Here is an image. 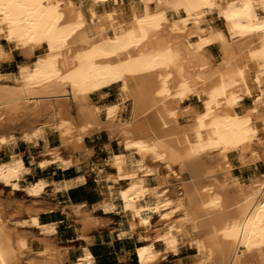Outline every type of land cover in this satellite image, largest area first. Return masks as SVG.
<instances>
[{
    "label": "bare ground",
    "instance_id": "obj_1",
    "mask_svg": "<svg viewBox=\"0 0 264 264\" xmlns=\"http://www.w3.org/2000/svg\"><path fill=\"white\" fill-rule=\"evenodd\" d=\"M111 2L118 8L98 11ZM212 15L223 27L208 23ZM0 39V60L13 49L29 59L13 76L0 77V147L43 142L54 161L69 165L59 147L47 146L50 134L72 154L88 155L84 138L106 131L128 152L110 158L114 180L127 182L115 198L121 210L143 222L159 212L161 228L136 249L140 264L176 254L182 244L195 248L194 264H264V173L243 182L231 172L251 141L264 156V0H0ZM116 85L117 103L90 102L91 94ZM191 96L196 104L182 106ZM43 115L52 122L36 126ZM212 156L217 165L206 167ZM155 165L168 177L164 185L180 182L182 196L147 184L149 175L160 178ZM24 171L20 157L0 162V181L16 189ZM43 187L38 182L24 190L37 195ZM4 205L0 198V264L61 263L53 244L31 251L27 235L3 217ZM75 212L98 223L80 206ZM30 219L43 232L55 230ZM92 260L86 251L70 264Z\"/></svg>",
    "mask_w": 264,
    "mask_h": 264
},
{
    "label": "crops",
    "instance_id": "obj_2",
    "mask_svg": "<svg viewBox=\"0 0 264 264\" xmlns=\"http://www.w3.org/2000/svg\"><path fill=\"white\" fill-rule=\"evenodd\" d=\"M25 62H27L25 56L13 49L11 58L0 61V73L4 76L14 75L19 65ZM110 89L107 87L91 94V101L99 106L117 103L120 98L114 92H110ZM56 143L57 139L50 134L47 146L56 147ZM83 143L90 149L88 155L81 152L74 154L62 152L63 158L71 160L69 165L51 160L44 151L43 142L33 145L17 140L11 147H0V162L9 160L12 155L21 156L25 170L17 179L19 188L0 187L1 198L5 201L2 215L9 218L6 219L11 226L16 224V231L27 235L33 251L43 248L45 243L53 244L62 251L64 258L58 264L73 263L82 258L86 251L93 259L91 264H140L136 249L148 244L161 228L158 225L159 217L153 212L149 222H143L142 218L127 215L121 210L117 191L126 184V180L120 179L121 177L114 180L117 169L110 164L112 155L128 153L119 139H111L106 131H100L86 136ZM43 160L48 162L40 165ZM236 162L233 160V173L242 179V174L246 170H241L235 165ZM151 163L153 164L148 160L147 164ZM253 165H250V169L258 170L262 167L259 161ZM236 170H239L240 174H237ZM164 179L168 178L165 176ZM38 182L44 183L39 194L29 195L25 192L24 187ZM147 184H156L152 175L147 177ZM173 184L171 182L165 184L168 191H171L168 187ZM106 204H112L114 209L104 210L103 206ZM77 206H80L87 217L97 219L98 223L82 220V216L75 212ZM25 208L31 210V213H27ZM34 216L40 225L53 224L55 230L46 233L33 226L30 217ZM130 220L135 223L134 229L130 227ZM146 236L149 238L144 239ZM188 245L182 244L176 254L172 252L161 254L158 260L151 264H192L194 254L190 250L194 247ZM154 248L162 251L164 244L156 241Z\"/></svg>",
    "mask_w": 264,
    "mask_h": 264
},
{
    "label": "rangeland",
    "instance_id": "obj_3",
    "mask_svg": "<svg viewBox=\"0 0 264 264\" xmlns=\"http://www.w3.org/2000/svg\"><path fill=\"white\" fill-rule=\"evenodd\" d=\"M122 1V3L124 4V5H129V2H130V0H121ZM109 4V5H108ZM107 5H106V7H99L98 8V11L99 12H103L104 10H108V11H110V9L111 10H113L114 8H118V4H114L113 2H111V3H108ZM211 20V21H210ZM208 23L210 24V25H212V26H216V27H223V23L218 19V18H216L215 16H209L208 17ZM0 42H4V41H2L1 39H0ZM44 52V48H42V49H38V50H36L35 51V57L36 56H38L39 54H42ZM212 53H213V58L214 59H216V61H218L219 59H220V51H219V48H218V45H212ZM12 54V53H11ZM11 54L8 56V57H6V59H3V60H7V59H9V58H11ZM33 59V58H32ZM0 61H2V60H0ZM26 61H28L27 59H26ZM24 63H22V64H20L19 65V67H18V69H17V72L20 70V67L23 65ZM16 72V73H17ZM11 76V75H10ZM13 76V75H12ZM0 77H6V76H4V75H2L1 73H0ZM111 89H110V92H114L116 95H117V97H120V95H119V93H120V88H119V86L118 85H116V86H112V87H110ZM255 94V93H254ZM93 96V95H92ZM252 99H253V97L251 96V97H246L245 98V100H244V104L245 105H247V106H249L251 103H252ZM89 100H90V102L91 103H93L92 101H91V97L89 98ZM196 102H197V99L194 97V96H191V97H189L188 99H186L184 102H183V104H182V106H188V105H190V104H196ZM198 104V103H197ZM130 107H131V101H127L126 102V107H125V111H124V113H123V117L124 118H126L127 119V117H128V114L129 113H127V112H129L130 110ZM47 116H48V114H47ZM46 115L44 116H39V122H37L36 124V126H38V125H41L40 123L41 122H45L46 124H48V122L49 123H51L52 121H50V115H49V117H47ZM186 120H187V118L186 117H183V118H181L180 119V121L183 123V122H186ZM42 123V124H43ZM52 137L53 138H56L57 139V146L56 147H59V150H58V153H59V155L63 158V156L61 155L62 154V152H68V153H70V154H72L68 149H65V148H63V147H60V144H59V139H58V134L56 133V132H54V133H52ZM5 147V146H4ZM9 147H11V146H9ZM52 148H54V147H52ZM249 148L251 149V151H247V153L246 154H244V155H239V157H236V159H234V160H236L237 162H236V164L235 165H237V166H239V168L241 169V170H246V172L245 173H243L242 175H243V178L241 179V181H243V182H250V180H256V179H258V178H261V175L264 173V156H263V147L256 141V140H254V141H251L250 142V144H249ZM44 151H45V149H44ZM252 151H253V153L255 154H253L252 153ZM47 154H48V152L47 151H45ZM250 152V153H249ZM252 154H253V156H252ZM49 156H50V158L51 157H53V155H51L50 153L48 154ZM255 156V157H254ZM13 157H20L21 158V156H14V155H12L11 156V158L10 159H12ZM214 156H212V158L211 157H208V158H206V163H205V165H207L206 167H209V166H215V165H217L216 164V157H214ZM245 159H244V158ZM251 159H250V158ZM210 158V159H209ZM240 158V159H239ZM241 158H243V160H245V161H241ZM65 159V158H64ZM254 159V160H253ZM261 159V160H260ZM51 160H53L52 158H51ZM210 160V161H209ZM248 160V161H247ZM249 160H251V161H249ZM44 161L45 160H43V161H41L40 162V165H41V163H44ZM47 161V160H46ZM259 161V164L260 165H262V167L261 168H259L258 170H253V169H250V165H253V164H255L256 162H258ZM3 162V161H2ZM48 162V161H47ZM46 162V163H47ZM211 164H210V163ZM248 162V163H247ZM46 163H44V164H46ZM245 165V163H246V165L244 166L243 164ZM62 164V163H61ZM214 164V165H213ZM64 165H67V164H64ZM209 165V166H208ZM254 166V165H253ZM155 167H158V171H159V174H160V178L159 179H157L156 180V184H154L155 186H159L161 189L162 188H165L166 186L164 185V181L163 180H165L164 179V177L165 176H167L166 175V173H165V171H164V169L162 168V167H160V166H158V165H155ZM233 167H234V163H233V161H232V163H231V172H233ZM157 169V168H156ZM164 173V174H163ZM236 173L237 174H240V172H239V170H236ZM163 174V175H162ZM168 178V177H167ZM120 179H123L122 177L120 178ZM161 181H163V182H161ZM165 181H168V179L167 180H165ZM1 182V181H0ZM17 182V181H16ZM179 181H173V182H171V183H174L172 186H169L168 187V189L170 188L171 189V191H168L167 190V187H166V190H167V192L172 196V197H179V196H182V188H181V184H180V182L178 183ZM185 182H187V180L185 181ZM161 183H163V184H161ZM126 184H127V182H126ZM126 184L123 186V187H121V188H124V187H126ZM165 184H166V182H165ZM178 184V185H177ZM164 185V186H163ZM4 187V186H10L11 187V189H14L11 185H6V184H4L3 182H1L0 183V187ZM19 188V187H18ZM181 188V189H180ZM181 190V191H180ZM1 193H2V191H1V188H0V198H1ZM181 193V194H180ZM1 200H3L2 198H1ZM26 209V208H25ZM155 214H157L158 215V217H159V212H156ZM159 220V219H158ZM30 221H31V219H30ZM7 223L9 224V225H12V224H10V222H9V220H7ZM158 225H159V227H161L162 225H161V223L159 222L158 223ZM15 226H16V224H15ZM18 231H16V233H17ZM15 233V234H16ZM19 233V232H18ZM17 233V234H18ZM28 239V238H27ZM186 245H188V244H186ZM189 246V245H188ZM31 248V247H30ZM193 248V247H192ZM42 249V248H41ZM41 249H39V250H41ZM39 250H36V251H33L32 249H31V251L34 253V252H37V251H39ZM190 252L191 253H193L194 254V261L192 262V264H194V263H196V251H195V249L193 248V249H191L190 250Z\"/></svg>",
    "mask_w": 264,
    "mask_h": 264
}]
</instances>
